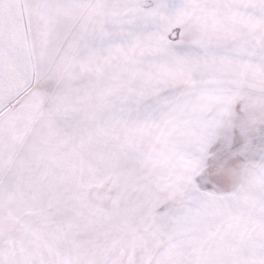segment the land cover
Segmentation results:
<instances>
[{"label":"snow or ice","instance_id":"obj_1","mask_svg":"<svg viewBox=\"0 0 264 264\" xmlns=\"http://www.w3.org/2000/svg\"><path fill=\"white\" fill-rule=\"evenodd\" d=\"M0 264H264V0H0Z\"/></svg>","mask_w":264,"mask_h":264}]
</instances>
